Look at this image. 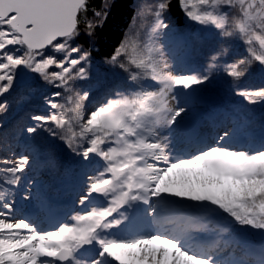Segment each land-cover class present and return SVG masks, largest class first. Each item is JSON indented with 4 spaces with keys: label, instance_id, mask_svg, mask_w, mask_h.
Returning a JSON list of instances; mask_svg holds the SVG:
<instances>
[{
    "label": "snow or ice",
    "instance_id": "1",
    "mask_svg": "<svg viewBox=\"0 0 264 264\" xmlns=\"http://www.w3.org/2000/svg\"><path fill=\"white\" fill-rule=\"evenodd\" d=\"M172 3L156 0L137 12L153 16L143 33L133 17L104 60L125 74L126 86L93 104L92 90H79L77 82L90 78L108 0L99 7L94 0H0V113L29 79L43 82L52 89L43 97L45 111L30 115L25 131L59 139L94 166L77 197L81 210L41 230L15 214L31 157L0 155V264H264V136L259 147H231L248 135L237 124L188 154L177 144V127L189 111L181 96L209 80L227 48L208 54L203 73L177 71L158 42L173 27ZM175 3L194 32L242 48L222 65L233 81L239 84L254 64L264 70V0ZM235 94L264 104V87ZM143 220L155 230L140 231Z\"/></svg>",
    "mask_w": 264,
    "mask_h": 264
},
{
    "label": "trees",
    "instance_id": "2",
    "mask_svg": "<svg viewBox=\"0 0 264 264\" xmlns=\"http://www.w3.org/2000/svg\"><path fill=\"white\" fill-rule=\"evenodd\" d=\"M100 2L101 0H94L95 6L99 7ZM155 2L156 0H108L110 10L107 21L94 37L96 47L92 50L90 78L77 82L79 90H92L90 99L93 104L105 94L126 86L125 74L119 69H111L104 60L123 39L134 16L137 27L143 26L141 33L150 27L153 22L151 11L145 12L143 16H138L137 12L150 9ZM171 14L173 27L165 30L167 34L161 33L158 42L165 46L177 71L195 70L203 73L207 71L208 54L213 50L227 48L221 58V67L208 71L209 80L194 86L187 95L181 96V102L189 105L188 116H184L190 121H186L187 125L184 126L183 118L178 125L175 133L177 144L188 154L212 143L220 129L242 124L246 126L248 135L237 138L230 146L259 147L261 137L264 136V104H247L235 93L237 88L264 87V70L254 64L248 69L249 74L237 84L222 71V65L239 57L242 48L234 51L230 43L225 44L211 32H194L193 26L179 13L175 0L171 5ZM178 20H183V24L178 25ZM80 42L88 47L85 38L81 37ZM27 84V87L18 88L7 97L10 107L7 112L0 113V155L27 154L31 157L29 168H34V174L51 180V186L46 189L49 204L55 205L59 213L53 218L52 224L60 221L65 212L81 210L76 203L77 197L86 175L93 172L94 166H88L80 157L74 156L59 139L46 133L33 135L25 131L33 123L29 119L30 115L45 111L43 97L52 91L49 86L35 79H29ZM24 175L26 179L18 190L25 187L26 172ZM155 227L146 220L138 224L139 230L145 233L153 232Z\"/></svg>",
    "mask_w": 264,
    "mask_h": 264
},
{
    "label": "rangeland",
    "instance_id": "3",
    "mask_svg": "<svg viewBox=\"0 0 264 264\" xmlns=\"http://www.w3.org/2000/svg\"><path fill=\"white\" fill-rule=\"evenodd\" d=\"M23 71L26 72L24 69ZM28 75L31 76L30 74ZM183 118V121L185 122L182 123L185 126L187 125L186 121L190 120H188L186 116ZM183 124H181V127ZM26 176L27 187H24L22 190H18L16 195L15 214L17 217H27L41 230H47L59 225L60 223L69 222L71 216L78 212V209L65 212L60 221L51 224L53 218L59 215L58 211H56V206H51L49 204L48 192L46 191L47 187L51 186V180L44 176L40 177L36 173L34 174V168H28ZM25 192L30 193V199H23V194ZM44 217L46 218L43 221L42 219H44ZM47 223L50 224L48 225Z\"/></svg>",
    "mask_w": 264,
    "mask_h": 264
}]
</instances>
